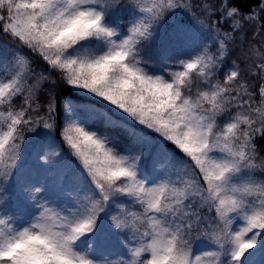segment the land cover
Returning a JSON list of instances; mask_svg holds the SVG:
<instances>
[{
  "label": "snow or ice",
  "instance_id": "obj_1",
  "mask_svg": "<svg viewBox=\"0 0 264 264\" xmlns=\"http://www.w3.org/2000/svg\"><path fill=\"white\" fill-rule=\"evenodd\" d=\"M258 7L0 0V33L29 53L0 55V264H264V0ZM177 14L187 19L168 25ZM248 30L259 44L245 50ZM238 38L243 66L233 60L221 80ZM29 133L45 138L44 163L64 156L50 133L67 149L63 203L47 179L27 182L14 205L4 196L26 182ZM111 237L116 258L98 251ZM195 239L210 249L197 252Z\"/></svg>",
  "mask_w": 264,
  "mask_h": 264
},
{
  "label": "rangeland",
  "instance_id": "obj_2",
  "mask_svg": "<svg viewBox=\"0 0 264 264\" xmlns=\"http://www.w3.org/2000/svg\"><path fill=\"white\" fill-rule=\"evenodd\" d=\"M118 15H122V12H119ZM183 16L177 14L176 17H174L172 20H170V24H174L177 20H182ZM184 20L187 19V17H183ZM118 23L123 26L126 23V20H118ZM239 36V34H237ZM0 55L6 56L8 59H11L14 51L19 49L21 52H23L25 55H29L27 49L19 48L17 45L16 47L12 46L10 42H13L11 40H8L4 37L2 33H0ZM253 42L255 44H259V39L253 41L251 30L247 31V35L244 38L243 41V48L246 50L249 46V42ZM204 43H211V38H207ZM240 39L238 38L235 45H231V51L230 54L226 57V59L223 62V66L221 67L219 71V78L223 80L225 73L230 70V68L233 66L232 62L233 60H236L238 64L243 66V60L240 56L241 48H240ZM217 45H212L211 51L215 52ZM190 49L187 47L177 48V54L180 56H183L185 52H189ZM194 54V53H193ZM171 63V61L169 62ZM155 66L159 67V64L154 62ZM257 137H260L259 134H257ZM256 137V138H257ZM126 146V145H122ZM56 149L58 151H62L64 153V156L62 158H53L49 163H44L43 156H45L48 151L49 147L47 143L43 144L40 147L39 152H34V148H30L28 152H24V155L22 157V167L24 170V173L26 174V182L21 180H14L12 182V185L7 191L4 196L5 198L12 202L14 205L16 200L18 199H27V182L31 183H43L45 179H47L49 188H50V194L51 198H59L60 201L63 203L65 199H67L66 193L69 189V183L67 179H59L60 177L64 176L65 172V166L67 164V161L69 159L67 154V149L64 147H60L58 144H56ZM260 149V148H259ZM263 149L261 148V151ZM74 160V158H72ZM27 162V163H26ZM150 167V164H149ZM257 175H260V173H257ZM36 176V178H33ZM61 187H63L64 191H61ZM30 203V201H29ZM107 223V220H105V224ZM193 246L197 250V252H200L202 250L210 249V243L205 239H195L193 241ZM98 251L100 253H103L105 255H109L110 258H116V254L122 249L119 247V242L115 239V237L109 238L99 249ZM257 261L259 262L261 260V257H256Z\"/></svg>",
  "mask_w": 264,
  "mask_h": 264
},
{
  "label": "trees",
  "instance_id": "obj_3",
  "mask_svg": "<svg viewBox=\"0 0 264 264\" xmlns=\"http://www.w3.org/2000/svg\"><path fill=\"white\" fill-rule=\"evenodd\" d=\"M212 2L216 3L217 0H212ZM232 3L234 4V6L238 7L242 13H245V14L249 13L250 11H254L256 13L260 12L258 5L261 3V0H232ZM122 15H124V13H122ZM181 19L184 20L183 17ZM166 23L170 24V20H168ZM223 27L227 28L228 25L224 24ZM10 44L14 47L17 46V44H15L14 42H10ZM33 59H34V66L35 67H37L38 69H42L44 67L42 61L36 60L35 58H33ZM55 78H56L55 74H53V76L50 77L49 82L45 84L43 92L41 94V103H44V101L47 98L49 89L53 87V85L50 82L51 79H55ZM62 89H63V85H57L55 87V91L58 94L57 95L58 102L63 100V95H61ZM62 107L63 106L58 103V111L60 112L61 123H63ZM41 131H43V130H41ZM49 135L53 136L55 141H56V144H58L62 148V146L60 145V138H59L58 133H50ZM26 143H27V148H26L25 152H28L30 148H34V152H39L40 147L43 144H45V138L42 136H38L37 134H34V133H29ZM256 143L258 145V148H260V150H261V148L263 149L262 151H260V154L262 156H264V139L257 137ZM33 178H36V176H34Z\"/></svg>",
  "mask_w": 264,
  "mask_h": 264
}]
</instances>
